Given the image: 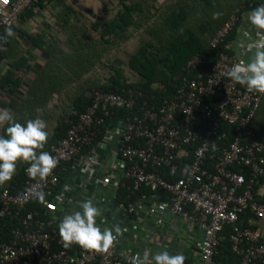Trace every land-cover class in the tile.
<instances>
[{
	"label": "built area",
	"instance_id": "built-area-1",
	"mask_svg": "<svg viewBox=\"0 0 264 264\" xmlns=\"http://www.w3.org/2000/svg\"><path fill=\"white\" fill-rule=\"evenodd\" d=\"M52 1H44L43 9L36 4L39 0H0V34L17 26L20 15L28 9L32 8L36 16L46 15ZM252 9L245 12L246 23L238 28L227 50L216 57L212 53L230 34L240 9L212 38L209 49L187 62L177 77L181 83L170 98L114 122L95 146L109 150L111 161H124L123 177L131 181V191L142 187L165 190L168 198L156 208L169 209L181 216L187 226L202 230L199 259L189 264H215L214 255L226 225L231 226V247L240 256L235 264H264V140L258 137L255 122L264 94L248 93L227 76L233 64H246L254 51L248 44L256 37L246 19ZM49 14L51 24L47 25L53 33L58 18L56 13ZM158 87L167 89L161 82ZM26 91L27 87L18 91L0 88V101L12 109ZM136 94L143 95L132 89L128 95L96 90L92 105L79 119H68L71 126L67 135L45 150L58 161L52 173L44 180L30 179L25 174L21 191L3 188L2 217L34 202V190L43 191L45 199L40 209L21 216L10 241L0 243V264H130L133 256L142 260L143 255L132 250L116 252L115 243L107 253L54 247L55 242L62 244L57 227L60 218L56 214L62 201L59 191L55 192L61 182L59 169L78 160L91 174L97 155L85 147L94 142L98 126L104 122L99 109L103 106L108 115L116 107L133 108ZM225 123L232 126V134L222 129ZM117 131L121 139L115 147ZM162 168H168L174 179H166ZM100 180L97 177L95 185ZM86 199L92 200L94 195ZM134 210L131 206L130 211Z\"/></svg>",
	"mask_w": 264,
	"mask_h": 264
},
{
	"label": "trees",
	"instance_id": "trees-1",
	"mask_svg": "<svg viewBox=\"0 0 264 264\" xmlns=\"http://www.w3.org/2000/svg\"><path fill=\"white\" fill-rule=\"evenodd\" d=\"M44 1L39 0L37 6L44 9ZM52 2L49 11L56 13L58 18L57 28L52 27L53 33L23 28L25 22L36 17V12L31 8L20 15L17 26L11 27L12 36L5 37V30L0 34V37H4L0 39V88L13 91L22 85L27 87L26 93L12 110L1 102L0 112L8 110L21 124L34 118L46 122L47 141L43 149L37 151L47 150L52 143L67 135L71 126L68 119H79L92 105L96 90L128 95L132 89L143 95L136 94L133 108L116 107L110 109L108 115L104 114L102 106L98 114L103 115L104 122L98 126L99 132L94 142L85 150L94 148L114 122L140 114L144 107L158 106L164 99L170 98L181 83L177 77L183 73L187 62L209 49L212 38L236 10L240 9L236 24L228 37L212 50L214 57L227 50V44L236 38L238 28L246 23L245 12L264 3V0H118L117 4L107 2L98 12L94 11L93 20L82 19L72 4L63 0ZM137 33L144 34L145 38L129 57L128 67L135 75V79H131L121 67L122 62L118 59L115 61L113 54ZM25 41L46 59L44 63H37L32 79H24L21 74L22 69L27 71L34 65L31 61L32 50L25 48ZM4 62L7 69L3 72L1 67ZM103 72L106 75L99 74ZM160 82L167 87L166 90H159ZM54 97L59 101L56 107L52 105ZM255 122L258 137L264 140V96ZM6 126V121L0 122V135H4ZM222 129L233 133L232 126L227 123L222 125ZM28 166L27 163L17 162L13 178L0 185V195L4 187L12 191L22 190ZM70 171L68 164L66 169H59L61 182L55 192L59 191ZM162 175L168 180L175 177L168 168H162ZM130 182L127 178L121 180L113 207L128 206L138 196L151 192L149 187L133 192L129 188ZM154 192H161L165 199L168 198V193L163 189ZM41 204L35 200L14 208L7 216H0V243L10 241L21 216L30 210L40 209ZM230 230L231 226L226 225L221 244L214 255L215 264H235L240 260L231 247ZM54 244L55 249L64 248L62 244ZM68 249L75 252L80 247L73 245ZM190 262L187 260L184 264Z\"/></svg>",
	"mask_w": 264,
	"mask_h": 264
},
{
	"label": "clouds",
	"instance_id": "clouds-1",
	"mask_svg": "<svg viewBox=\"0 0 264 264\" xmlns=\"http://www.w3.org/2000/svg\"><path fill=\"white\" fill-rule=\"evenodd\" d=\"M247 22L253 29L255 41L248 44L254 49L250 60L235 63L227 71L231 81L246 88L248 93L264 94V3L247 13ZM12 28L5 29V37L12 36ZM247 35V34H245ZM4 39V37H0ZM7 122L4 135H0V185L10 181L16 173L17 162L27 163L25 174L30 178L44 180L56 168L58 161L43 149L48 132L46 122L40 118L17 122L8 110L0 112V122ZM33 199L43 202V191H32ZM100 210L91 199L83 201L79 209L63 216L57 225L60 241L64 248L73 245L85 250L107 253L114 243L113 232L97 224ZM181 253L170 254L166 250L143 254L141 261L131 258L130 264H184Z\"/></svg>",
	"mask_w": 264,
	"mask_h": 264
},
{
	"label": "crops",
	"instance_id": "crops-1",
	"mask_svg": "<svg viewBox=\"0 0 264 264\" xmlns=\"http://www.w3.org/2000/svg\"><path fill=\"white\" fill-rule=\"evenodd\" d=\"M74 2H70V0H63V2H67L70 5L72 4L73 8L82 16V19L86 20H93V14L94 11L98 12L102 8V6L105 3L113 2L115 4L118 3V0H90L91 3H93L96 6H93L92 8H97L96 10H93L91 7L88 9L86 6H89L86 4L83 0H78L80 4H78L77 0H73ZM88 1V2H90ZM45 14H40L39 16H36L35 18H32L31 20H28L25 22L22 26L27 31H34L39 32V30H48L47 26L45 24H51V13L49 10L45 11ZM88 14V15H86ZM32 25V26H31ZM50 27V25H49ZM28 44V45H27ZM24 46L27 50H32L31 55V61L34 64L31 69H28L27 71L22 69L21 74L24 75V79H29L36 74L35 67L37 68V63L40 61L42 63L46 62V59L41 56V53L39 50H33V47H31V44H29L27 41L24 42ZM2 70L3 72L7 69L6 65L2 64ZM22 87H26L25 85H22ZM21 88V87H20ZM15 91H18V88H15ZM55 100L58 101L57 97H54L52 100V103L55 102ZM1 103V101H0ZM52 104L54 107L58 106ZM15 107V106H14ZM13 107V108H14ZM9 109V108H8ZM12 110V109H11ZM116 142L115 147L119 146V141L121 139V134L119 131L116 133ZM88 152H95L97 155V162L93 164L92 166V172L91 174H88L83 168V166L80 165V162L77 160L74 162L70 167L71 171L69 176L65 179L64 183L62 184L61 188L59 189V194L61 196V201L59 205V209L56 212L57 217L62 219L64 215L71 213L72 211L78 210L79 205L87 200V196L94 195V199L92 201L96 205V207L100 210L99 216L96 218L97 224L103 228H109L113 235H116V239H114V243L117 246H119V231L121 229L122 223L129 220L131 215L139 214L140 220L145 218L147 213L149 212V208L155 209L159 204H162L167 199H165L164 194L161 192H154L151 190V192H148V194H142L138 196V198L130 203L128 206L121 205L118 207H113V204L116 199V191L118 188L119 183L124 178V161L110 160V151L103 150L101 148L94 147L90 150H86ZM108 162V163H107ZM110 165H107L109 164ZM107 166V167H106ZM99 177L100 183L98 185H95V181ZM103 182V183H102ZM153 191V192H152ZM134 206L135 210L130 211V207ZM171 211V210H170ZM175 215L174 212L171 211ZM169 223H173L172 221H168ZM177 225L178 227L183 226L184 232L183 235L186 238L185 240V247H190L193 243H196V250H190L185 253L184 256V263L187 260H191L193 262L197 261L199 259V250H200V237L202 230L196 226L190 227L186 225L185 220L179 216L177 219ZM155 226V224H153ZM128 249V246L125 248ZM156 247H150V246H142L141 249H133L132 251L138 252L141 255H143L144 252L148 253V256L151 257L153 253H156ZM188 249V248H187ZM122 250L120 249L121 252ZM172 254H174L172 252ZM147 262H144L146 264Z\"/></svg>",
	"mask_w": 264,
	"mask_h": 264
},
{
	"label": "water",
	"instance_id": "water-1",
	"mask_svg": "<svg viewBox=\"0 0 264 264\" xmlns=\"http://www.w3.org/2000/svg\"><path fill=\"white\" fill-rule=\"evenodd\" d=\"M178 217V214L174 215L169 209L159 210L152 207L149 208V212L142 220L139 219L138 213L131 215L129 220L122 223L118 234L119 246L115 247V251L124 250L126 246L129 250L150 246L157 248L156 253L166 250L170 254L172 252L174 254L181 253L185 256L187 251L196 250L197 245L193 243L190 247H185L186 238L183 235L185 228L178 227ZM169 220H173V223L168 224ZM203 236V232H201L200 243Z\"/></svg>",
	"mask_w": 264,
	"mask_h": 264
},
{
	"label": "rangeland",
	"instance_id": "rangeland-1",
	"mask_svg": "<svg viewBox=\"0 0 264 264\" xmlns=\"http://www.w3.org/2000/svg\"><path fill=\"white\" fill-rule=\"evenodd\" d=\"M85 2V0H83ZM90 0H86V4H88L89 6H86L88 9L94 5L93 3L88 2ZM101 1V0H98ZM70 2H74L73 0H70ZM78 4H80V2L77 0ZM93 10H96L97 8H92ZM88 15V14H86ZM32 26V25H31ZM145 38L144 34L141 33H137L136 35H134V37L127 42L126 44H124L121 49L119 50H115L113 57L115 58V61L120 60V62H122V68L124 69V71L126 72V74L128 75V77H130L131 79H135V75L130 71L129 67H128V60L129 57L132 53H134L142 44V39ZM28 45V44H27ZM100 75L104 76L106 75V73H99ZM59 101L55 100V102H53L52 104L57 105Z\"/></svg>",
	"mask_w": 264,
	"mask_h": 264
}]
</instances>
